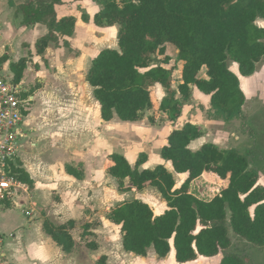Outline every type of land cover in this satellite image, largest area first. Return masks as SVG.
Segmentation results:
<instances>
[{
	"label": "trees",
	"instance_id": "16d2710c",
	"mask_svg": "<svg viewBox=\"0 0 264 264\" xmlns=\"http://www.w3.org/2000/svg\"><path fill=\"white\" fill-rule=\"evenodd\" d=\"M100 5L93 21L97 26H118V49H102L90 62L86 81L100 106L101 118L110 121L143 119L146 110L154 108L155 85L164 90L157 111L169 121L177 120L183 106L191 103V86L209 95L205 114L225 121L239 116L245 95L239 77L228 62L237 64L242 76L252 75L264 57V0H96ZM62 0H28L16 8L23 25H45L47 34L36 43L43 53L49 43L73 34L75 18L58 17L55 6ZM13 4V1H9ZM14 5V4H13ZM85 21L88 16H83ZM171 43L181 62V81L172 86V70L166 68L170 57L165 44ZM163 56V57H162ZM162 57V58H161ZM14 82L23 77L25 59L11 64ZM204 70L205 76L200 73ZM152 122L154 118L148 117ZM204 130L186 122L170 132L167 143L159 149L161 159L168 161L177 173H188L180 188H174L172 171L164 164L141 168L147 154L138 155L134 165L119 152L107 156L106 172L117 182L120 192H141L154 187L166 204L155 214L149 204L138 198L123 200L110 207L107 219L119 225L121 244L126 252L146 256L150 248L157 258L174 250L176 262L185 263L198 257L223 253L219 264H245L240 256L226 252L231 245L228 226L237 236L257 247L264 246V186L258 173L249 167L245 154L234 148H220L203 143L192 150L189 144ZM69 174L80 177L70 167ZM203 172L225 181L220 192L201 199L187 190V183ZM18 178L31 180L26 172ZM45 231L66 252L73 240L64 227L44 222ZM106 256L98 260L104 264Z\"/></svg>",
	"mask_w": 264,
	"mask_h": 264
},
{
	"label": "crops",
	"instance_id": "0c3cea01",
	"mask_svg": "<svg viewBox=\"0 0 264 264\" xmlns=\"http://www.w3.org/2000/svg\"><path fill=\"white\" fill-rule=\"evenodd\" d=\"M9 1L10 0H0V73L3 76L12 79L13 81L14 73L11 69V64L18 62L21 59H25L23 77L16 84L21 86L19 97L21 100L26 102L25 105L27 110L23 112L24 117L21 126L27 136L19 143L18 155L16 157V166L13 167V172L16 174V176L17 171L19 172L22 170L26 172L31 182H23L17 176L23 187L19 189L12 198L3 201L0 206V213L3 212V215L5 214V211H10L13 210L14 207H18L22 208V213L27 216V222L22 220L21 224L17 225L14 229L11 227V223H9V225L6 227V221L4 220V223L2 224L3 230L0 229V236L2 238L1 251L4 254L7 264H58L59 249L66 254H69L71 251H64L62 246L54 241L44 229V222L47 220H45L46 218H44L43 212H45L50 207V205H52V194L55 193L53 192L55 189L52 186L53 181L51 179L53 176V166H51L54 165L52 162L53 160L55 161L57 158H62L61 169L64 171V176L73 177L79 181L83 177V180L81 181L86 182L89 181L96 173L98 175L101 173V175H104L105 177L110 176L106 172V163L107 156L112 152H119L123 154L129 163L133 165L132 163L136 161L137 154L142 149L133 152L131 147H134L141 141L144 143L145 140H147L148 143H150L149 150L151 151L149 152L148 150H143L147 154V160L141 166V168H153L157 164H164L166 168L172 171L173 176L175 174L181 176L182 174L187 173H177L173 171L170 163L161 159L158 153L159 149L167 143V137L170 132L176 128L182 127L184 123L190 122L199 125L205 133L207 126L213 120H209L211 118L208 119L205 117L199 119L200 116L197 112H199V110L201 112L202 110L205 112L209 108L208 105L207 108H202L200 106L199 110L197 109L196 112H194V109H196L194 108L193 110L187 111L186 114H184L183 108L180 117L175 121H169L166 114L161 112L160 113L164 118H162L163 121H155V123H150L148 117V123H146L145 119L135 122L126 121V123H121L117 122L115 119L117 118L116 116H114L110 121H104L101 118L99 103L93 95V88L86 81V73L90 66L91 60L102 49L113 48L107 47L106 44H108L107 41L109 39H111V42L115 44V37H117L118 29L115 31L111 29L112 26H97L94 23L93 17L100 9V5L97 3V1L62 0L61 4L56 5L55 10L58 17L73 16L75 18L74 31L70 37H66V41L69 43L68 47H65L62 40H59L58 43H49L43 53L37 52L36 43L42 36L47 34V28L45 25L40 23L31 26L22 24L21 16L16 15V8L28 0H12L14 5L10 4ZM85 15L88 16L87 21L83 19V16ZM262 20L263 19H260V21L263 23L260 27H264V22ZM95 31L97 34H99L98 37L93 35V32ZM93 45H95L96 49H99L96 51V53L92 54L90 59H88L87 56L88 52H85L83 53L81 60L78 63H74L77 58L76 54L78 53V50L85 47H91ZM61 53L66 56L65 60L69 64V68L62 76L51 74L47 69V66H56L55 57L59 55L58 61L60 62ZM31 64H35L36 66L39 65L40 67L37 69V71H35L36 68L33 69L30 66ZM82 71L85 72V77L82 84L86 95L80 92L79 95L75 94L70 97L69 95H64L59 91H55L53 88L55 84L59 83L60 89H65V87H68V84L66 83L75 81L77 75H79ZM200 74L205 76L204 70H202ZM178 82H176V84H178ZM157 85L160 86L159 84H156L154 89H156ZM86 87H89V90ZM160 88L163 89L161 86ZM207 96L209 101L210 97L209 95ZM50 108H59L60 110L56 109V113L54 116H52L53 114L49 111ZM67 108H76L77 114L78 112L80 114V116H75L72 121L70 120L69 125H67V122H64V119L61 118V114L64 111H67ZM91 108H96L94 118L91 114ZM157 108V106H154L152 109H156V112H159L157 111ZM77 117H79V119ZM115 122L119 124L118 127L109 126V124H114ZM44 126L56 128L59 133L60 130L67 129L69 132L73 131L74 134V137L71 140H67L70 135L67 138L63 136L65 140H53L54 148L50 153L49 163L47 165L39 164V162L34 159L33 155L27 156L26 160L21 155L23 148L37 150L39 146H43L44 141L41 134L42 128ZM78 135H81V137ZM91 135H94V140H96L94 145H92V140L90 138ZM37 136H39L38 140ZM76 136L77 138L83 140L82 143H84V145L86 144L87 140L89 147L87 151L86 149H83V151L77 156L71 157V152H68V150L64 148L72 146L73 150L78 149L72 144V142H78L77 138H75ZM203 137L204 134L200 138L202 139ZM119 138L123 141L124 139H128L129 143L131 144L127 145L126 147L123 145L121 147H117V145H120L116 143L118 142ZM200 138L196 140H199ZM109 140L112 141V143H116V147L110 152L107 151L106 153H103V150L105 149L104 146H107ZM191 143L189 144L190 148ZM203 143L207 142H202L200 146ZM196 146L197 147L195 149H191L196 150L200 147L199 145ZM66 152L68 153L65 156ZM64 160L67 161L63 162ZM58 163L59 160H56L54 166L59 167ZM77 164L81 166V168L78 170L75 168V165ZM69 167L77 172L80 177L77 178L74 175L69 174L67 171V168ZM204 174H207V176L211 175L207 172H203L200 176ZM213 176L220 179L215 175ZM114 183L117 189L116 180ZM180 187L181 185L175 184L174 188L176 189ZM57 189L58 192L62 191L59 190V187H57ZM133 192L136 191L122 193ZM27 212L29 213L27 214ZM45 216H50V213L46 212ZM9 220L14 222L11 216L9 217ZM50 221H53V219L51 218ZM64 225L65 223H60L58 226L64 227ZM116 226L119 227V225ZM15 231H20L21 233L18 235L15 233ZM64 231H66L71 236L65 227ZM71 238L74 241L72 236ZM149 251L150 249L148 250L147 254ZM171 252L173 253L174 257L173 248L170 250L169 254ZM101 256L107 257L106 254H101Z\"/></svg>",
	"mask_w": 264,
	"mask_h": 264
},
{
	"label": "rangeland",
	"instance_id": "374dc122",
	"mask_svg": "<svg viewBox=\"0 0 264 264\" xmlns=\"http://www.w3.org/2000/svg\"><path fill=\"white\" fill-rule=\"evenodd\" d=\"M79 1V0H76ZM264 22V20H262ZM257 25L261 26L263 23L260 19H257L255 22ZM111 29L117 31L118 26L114 25ZM93 35L98 37L99 34ZM107 47H113L118 49L117 37H115V44L109 39ZM166 55L170 57L168 64H164L166 68H171L172 70V79L174 83L172 86L176 88V82L181 81V62L177 57V50L175 46L171 43L165 44ZM95 45L91 47H85L78 50L76 54L77 58L74 63H78L83 53L88 52V59L91 58L93 53H96ZM163 57V56H162ZM161 57V58H162ZM66 56L61 53L60 62L58 61L59 55L55 57L56 66L49 67L47 69L51 74L54 75H64L69 68V64L65 60ZM35 71L40 67L39 65L31 64L30 65ZM228 66L232 72H234L240 81V87L243 90L246 100L243 105L242 112L236 118L225 121L222 118L209 119V117L199 110V107L207 108L209 105L208 96L200 92L196 87L191 86L190 99L191 103H187L183 106V112L186 114L187 111L194 109L196 112L199 110V119L208 118L213 120L205 130L204 137L199 140H195L191 143V148L195 149L202 142L213 143L220 148H234L242 154H245L249 161V167L256 170L258 173V183L264 186V57L257 64L256 71L250 76H242L238 73L237 64L228 62ZM85 77V72L82 71L73 82H67L68 87L61 90L59 83L55 84L53 87L55 91H59L64 95L78 94L80 92L85 94L83 90V79ZM62 82V81H61ZM62 84V83H61ZM63 85V84H62ZM33 86V85H31ZM87 89L89 87H86ZM89 90V89H88ZM76 92V93H75ZM163 89L157 85L155 92L153 93V99L155 101V106H158L161 98L164 96ZM86 95V94H85ZM156 108V107H155ZM56 109L59 108H50V112L53 114L56 113ZM67 111H64L61 114V118L64 119V122H67V125L70 124V120L79 115L77 114L76 108H67ZM78 109V108H77ZM95 109L91 108L92 116L94 118ZM91 116V117H92ZM152 116L154 120L150 123H155L158 121H163L162 114L156 112V109L146 110L143 116V119L147 121V117ZM100 117V116H99ZM79 119V117H77ZM163 118V119H162ZM66 119V120H65ZM117 122L126 123V121H121L118 118H115ZM115 122L114 124H109L112 127H118L119 124ZM129 123V122H128ZM131 128V127H130ZM131 130V129H128ZM58 133V134H56ZM72 134V135H71ZM42 138L44 144L42 147H38L37 150L30 148H23L21 151L22 157L26 160L27 156L33 155L34 159L39 162V164H48L50 153L54 148L53 140L54 139H64L69 136L67 140H71L74 137L73 131L69 132L67 129L60 130V133L56 128H51L50 126H44L42 128ZM81 137V135H78ZM77 138V136L75 137ZM92 145L96 140L94 135H91ZM39 136H37V140ZM128 139L121 140L119 138L117 147L122 145L126 147L129 143ZM78 142H75L73 146H76V150H73L71 147H65L68 152H71V157L77 156L83 151V149H88L89 143L86 140L84 145L83 140L77 138ZM41 142V139H40ZM116 143L108 141L107 146H104L103 153L115 149ZM103 146V145H102ZM158 146V145H157ZM80 147V149H79ZM150 143L145 140L144 143L139 142L134 147L132 146L133 152L139 151L137 157L140 153L144 152L143 150H149ZM157 149V148H154ZM65 153V156L67 153ZM137 159V158H136ZM56 160H59L58 166L55 167ZM52 162L54 165L52 168L53 176L51 177L53 183L52 186L55 189L52 195V205L43 212L45 220L51 223L53 227L58 226L60 223H65L64 227L69 231L71 236L74 238L73 245L71 247V252L69 254L64 253L59 249V263L58 264H100L98 259L101 254H106V261L104 264H219L220 259L223 256V253H220L214 257H198L195 260L188 261L185 263L176 262L173 253L168 254L164 259H159L155 257V253L152 248H150L149 253L145 257H139L137 255L126 252L120 243V232L119 227L113 225L106 219V214L108 208L119 203L123 199H132L139 198L149 204L153 209L155 214H161L166 209V204L160 194L157 192L154 187H147L141 192L133 193H122L116 189L115 179L113 177H105L98 175L97 173L92 176L89 181L76 180L73 177L64 176V171L61 169L62 158H57ZM67 160H64L65 162ZM135 163V162H134ZM134 163H132L134 165ZM97 164V161H96ZM151 165V162H150ZM42 168V167H41ZM76 170L81 168L79 164L75 165ZM188 174V173H187ZM187 174L174 175L175 184L183 185L186 183L188 176ZM211 174V173H209ZM214 174L208 175L204 174L200 177L191 179L187 183V190L201 199H210L214 195L218 194L220 190L225 186V181L218 179L213 176ZM216 176V175H215ZM187 177V178H186ZM208 177V178H207ZM211 177V178H209ZM114 181H113V180ZM47 183V182H44ZM174 184V186H175ZM61 192H58L57 187ZM64 206V207H63ZM24 211V210H23ZM46 212L50 213V216H45ZM3 213V212H2ZM0 213V229L3 230L2 224L4 220L6 221V227L11 223V227L14 229L17 225L21 224L22 220L27 222V216L22 213V208L14 207L13 210L5 211L3 215ZM12 217L14 222L9 220V217ZM51 218L53 221H50ZM60 222V223H59ZM16 234H20V231H15ZM16 235V236H18ZM228 235L231 239V245L226 250L229 253H235L240 256L245 264H264V246L257 247L249 243L245 239L237 236L233 233L230 226H228ZM18 240V237H17Z\"/></svg>",
	"mask_w": 264,
	"mask_h": 264
},
{
	"label": "built area",
	"instance_id": "2783aa9c",
	"mask_svg": "<svg viewBox=\"0 0 264 264\" xmlns=\"http://www.w3.org/2000/svg\"><path fill=\"white\" fill-rule=\"evenodd\" d=\"M20 91L19 84L0 73V206L3 201L12 198L23 187L13 172L19 143L27 136L21 126L23 112L27 107L26 102L19 97ZM1 245L0 236V264H7Z\"/></svg>",
	"mask_w": 264,
	"mask_h": 264
}]
</instances>
